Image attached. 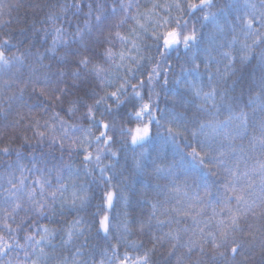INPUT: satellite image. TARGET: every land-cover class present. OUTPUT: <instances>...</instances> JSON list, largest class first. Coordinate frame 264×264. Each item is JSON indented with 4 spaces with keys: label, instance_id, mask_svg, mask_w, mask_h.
Returning <instances> with one entry per match:
<instances>
[{
    "label": "trees",
    "instance_id": "16d2710c",
    "mask_svg": "<svg viewBox=\"0 0 264 264\" xmlns=\"http://www.w3.org/2000/svg\"><path fill=\"white\" fill-rule=\"evenodd\" d=\"M74 2L75 0H0V6H4V15L0 18V40L9 38L11 44L16 45L7 50L6 55L11 56L15 53L23 56L22 63H15L5 69H0V147L7 146L11 149V155L5 156L0 153V207H7L4 203L7 196L4 189L9 187V178L18 179L21 174L16 162V149L23 154L19 163L31 169V171L24 172L27 177L26 190L33 186L32 181L38 177L50 180L52 186L57 187V170H61L60 183L66 185L64 198L67 199L69 205L74 191L87 195V203L83 208L72 209L66 206L61 212L58 201L55 205L57 209L55 213L48 212L41 217L31 212L26 214L21 209L15 214L14 221L9 220L11 228L15 229L14 235L21 244H25L27 235L40 240L44 235V226L55 229V235L49 237L48 240L41 241V244L36 246L35 253L31 246L32 242H29V258L36 259L37 255H40L39 248L43 247L44 255L41 256L43 264H63L65 258H67V264H85V261L87 264H100L101 260L104 264H109V260L115 264L112 246L117 245V252L120 256H123L125 252L132 256L142 255L144 251L151 250V264H177L178 261L180 264H264V251L260 247L261 242H264V212L259 207L255 209V214L251 212L248 214L246 223H242L248 234L235 236V239L244 241L245 254L237 256L234 261L231 259L230 251L225 249H221L225 251V256L220 257L213 250L210 242L203 245V252H200L199 248L189 252L185 246L189 238H195L192 229L196 228V225L193 224L191 218L178 216L172 212L173 206L195 213L200 205L194 197L203 196L204 188L207 186L213 195L205 199L206 201L211 199L212 204H205L204 213L197 217L200 227H204L207 222L208 228L205 231L216 232L219 220L227 217L226 211L221 213V204L218 202L222 199L223 185L228 178V173L224 171L225 165L210 166V169L202 168L188 156L191 148L185 147V144L190 142L199 151V141L204 140L203 136L193 141L189 131L177 137L176 143L189 161L181 167L179 155H176V146L171 142H165L169 134L164 120H161L159 129L153 124L152 139L142 146H133L130 138L122 139L117 134L116 142L113 144V151L117 153V156L113 158L110 153H107L108 158L103 160V165L109 166L106 175L112 177L111 185L100 179L98 169L88 175L80 163L82 157L75 154L69 155L67 150L62 155L58 150V145L48 148L47 138L43 145L38 143L39 138L34 135L36 129L33 127V118L39 120L42 129L46 120L49 123L54 122V113H59L64 120L68 121V125L76 126L74 136L81 139L85 137L91 123L83 118L86 108H79L74 116H68L66 113L70 106L69 102L84 96L88 89L78 83L77 87L72 88L73 95L64 98L63 105L59 102L52 105L39 97L38 92L34 93L31 86L21 97L17 88L18 83L29 78H43L47 69L42 67L38 59L40 54L44 57L42 64L51 66L50 75L58 74L61 70L70 74L75 58L69 56L66 60L60 59L61 55L68 50L79 51L81 55L91 58L94 63L97 62L104 49L108 47L104 42V36L108 35L109 30L112 33L116 31L114 24L119 17L114 19L110 26L104 28L102 36L100 30L96 28L95 15L97 4H102L106 10L105 14H108L111 12L112 5L118 4L119 0H82L83 6L80 10L69 7L67 12L61 16L60 5H72ZM123 2L127 4L129 0H123ZM131 2L138 3L140 12L146 13L153 3L163 5L172 3L173 0H131ZM89 3L93 6L90 19L93 28L91 33L85 27V21L89 20L87 16ZM214 4L215 7L211 11L218 13L216 24L209 23L202 27L204 24L202 20L196 22L195 27L200 33L197 45L189 50H185L181 45L177 50L168 54L166 62H163L161 66L162 78L155 85L153 99L165 115L171 116L174 113L182 121L187 120L189 129L195 126L193 121L217 125L228 121L230 116L235 118L244 113L246 126L236 119L228 125V131L235 136L234 139L218 137L213 141V146L217 149L221 145L225 151L235 149L234 155L241 157L240 171L243 172L245 165L250 170L258 161H264V154L260 152L259 146L253 148L256 139L262 135V127H264V93H261V86L264 83V63L259 60L264 48L254 47L250 59H241L244 52L243 45L252 44L251 38H246L244 34L245 20L253 13L259 17L264 12V8H261L260 0H256L254 4L252 0H214ZM253 5L255 8L252 7ZM155 11L163 15L162 8ZM53 13L61 16L55 24L48 19ZM135 13L136 9L133 8L131 14L135 15ZM176 15L178 13L173 11L172 16ZM201 15L197 13V16ZM184 19L190 18L185 16ZM9 20L10 23H5ZM142 22L151 30L152 21ZM61 26L67 30L65 38L68 40V47L58 45L57 52L53 54L47 49L52 46L53 29ZM189 26H192L191 20ZM77 27L83 30V41L75 37ZM130 27L137 26L130 21L119 30L122 35L128 36ZM253 27H258V25L254 24ZM45 29L47 35H45ZM261 30L264 31V29ZM145 37L140 54L153 57L154 63L160 61L162 58L150 39V31L145 34ZM110 38L114 41L112 47L117 53L121 50L128 51L127 48H121L114 34ZM225 52L231 54V59L223 55ZM131 54L136 55L134 51ZM193 57L195 63H193ZM143 63L147 68L142 71H150L151 66H154V63L148 65L147 59ZM195 64H199V75L191 71ZM165 71L168 79L167 88L163 87ZM209 75L212 76L211 81H209ZM137 76L138 79L147 80L146 75L141 77L138 73ZM138 79L134 82H138ZM65 81L69 85L72 84L68 77ZM91 86L97 87L95 81ZM213 88L215 89L214 101H206L202 99V96L197 97L195 94L197 89L203 95V93L212 91ZM144 91L146 94L147 89ZM10 96H14L15 99L10 100ZM87 102L92 103L93 101L88 99ZM21 115L23 119L20 118ZM160 115L157 113L158 118ZM56 127L57 135H59L58 122H56ZM127 127L134 128L135 124L127 125ZM237 131L239 135H235ZM69 134L73 135L71 127ZM92 134L98 135L99 133L93 128ZM23 136L29 138V144H23ZM218 154V152L214 153V155ZM33 156L35 157V168L32 163ZM137 161L140 162V167H137ZM9 164L12 165L11 168L8 167ZM172 164L176 165L175 183L181 189L180 203H176L175 199L165 202L166 195L175 197L176 193L157 194V186L163 188L172 182L173 177L163 178L167 176V173L158 174L156 168L157 166L167 168ZM67 165H71V171L66 167ZM227 166L233 167L234 162L229 161ZM40 169L43 172L39 171ZM210 173H215V175ZM185 182L187 187H185ZM109 190L115 193L111 209L107 208L104 199L105 193ZM185 191L188 192V198H183ZM37 192H39L38 188ZM59 195L57 193L58 197ZM153 203L158 205L157 216L162 220H170L171 223L161 226L157 225L155 219L148 221ZM189 205H194V207L189 208ZM25 207L28 205L25 204ZM213 207L220 215L210 220L209 218L213 216ZM165 208L169 211L162 214ZM105 213L109 215L111 225L107 238L103 232L97 230L98 221ZM2 216L3 213H0V218ZM77 220H80L81 224L75 225ZM142 222L144 227L141 231ZM125 226L130 231L126 232ZM185 228L189 231H184ZM69 231L74 235L70 243H65ZM169 231H174L181 238L175 249L172 248L174 241L165 236V233ZM0 234L8 235L2 223H0ZM197 235H199L198 232ZM154 236L164 237V239L154 243ZM127 241H136L140 246L133 249ZM249 245H251L250 248ZM16 253H19V258L24 260L22 249H15L10 256H15Z\"/></svg>",
    "mask_w": 264,
    "mask_h": 264
},
{
    "label": "snow or ice",
    "instance_id": "6c2138e0",
    "mask_svg": "<svg viewBox=\"0 0 264 264\" xmlns=\"http://www.w3.org/2000/svg\"><path fill=\"white\" fill-rule=\"evenodd\" d=\"M261 8H264V0H260ZM82 0H75L72 5H60L61 16L64 15L69 7H75L77 10L82 8ZM89 11L87 16L89 20L85 21V27L88 32L93 31L90 19L92 17L93 6L91 3L87 5ZM215 7L214 0H173L172 3H165L160 5L158 3H153L151 8L146 13H141L138 3L133 4L131 0L127 4L123 0H119V3H114L111 7V12L105 14V8L102 4H97L96 7V28L100 30L101 35H104V28L110 26L112 21L119 17L114 24L116 31L112 33L109 30L107 36H104V42L107 43L106 47L102 53L101 58L97 62H93L91 58L86 55H81L79 51L68 50L63 55H61V60H66L67 57L71 56L74 59V63L71 65L72 71L70 74L63 70L59 71L58 74L51 73L50 65H43L42 61L44 59L43 55L38 56L42 67L47 69L46 74L41 79L40 77L29 78L25 81H20L17 85L20 96L24 95L25 90L31 86L34 93L39 94V97L43 98L44 101H48L52 105L59 102L61 105L64 103V98L73 95L72 88L77 87L78 83L83 85L87 91H85L84 96L79 99L70 101L69 108L67 110L68 116H74L79 108H86V112L83 114V118L89 120L90 126L85 134V137L81 139L78 136H74L76 131V126L68 125V121L64 120L59 113L53 114V123H49L47 120L44 123L43 128H40L39 120L34 119L35 132L34 135L38 137V143L43 145L45 138L48 140L47 147L53 148L58 145V150L63 155L65 150H67L69 155L75 154L76 156L82 157L80 163L83 165V169L88 175H91L96 169L99 170L100 179L105 183L111 185L112 177L107 176L106 172L108 165H103V160L107 153L111 154V157H116L117 153L113 151V144L116 142L117 134L120 135L122 139H129L131 145L142 146L144 143L152 139V126L155 124L158 129L161 126V120H164L167 124L168 137L165 138V142H171L176 146V155H179V164L181 167L184 164L189 163L186 157L179 149V145L176 143L177 137L184 135L186 132L190 131L193 141H196L198 137L203 136L204 140L199 141V151L197 147L193 146L192 143H186L185 147L191 148L188 156L191 157L192 161H195L202 168H209L210 166H220L225 165L224 171L228 173L227 182L223 185L224 194L222 199L218 202L221 204V213L227 212V217L221 218L216 225V232L211 230L205 231L208 228V223L204 224V227H200V221L197 219L205 211V204L211 205L212 200L205 198L212 197L213 193L211 189L207 186L204 188V195H197L194 200L200 205L199 210L193 213L192 211L185 209H177L172 207L171 211L175 212L178 216L183 215L185 217L191 218L196 228L192 229L193 237L189 238L188 243L185 245L189 252L194 249L199 248L200 252L204 251L203 245L206 243H211L213 250L220 256H225L226 251H230L231 259L234 261L237 256L245 254V244L243 240L235 239L237 234L247 235L245 228L242 223H246V218L251 212L255 214V209L259 207L262 212H264V161H258L255 166L250 170L245 165V170L240 171V160L241 157L234 155L235 149L232 148L228 151L223 150L222 145L219 149L213 146V141L215 138L223 137L224 139H234L235 136L231 135L228 131V125L233 121V119L240 120L241 124L246 126V116L241 113L238 117H229L228 121L221 122L217 125L205 124L199 121H193L195 126L191 129L188 128V121L181 120L180 117L176 116L174 113L171 116L164 114L158 106V103L153 99L155 94V85L162 78L161 66L163 62H166V57L168 54L177 50L181 45L185 50L194 48L200 38V33L195 27L196 22L202 20L204 24H216L218 13L211 11ZM255 8V5L252 6ZM135 8V15L131 14V10ZM163 9V15L156 12V9ZM178 13L176 16H172V12ZM197 13L202 14L197 16ZM4 15V6H0V18ZM61 16H57L55 13L49 15L48 19L53 24L56 20H59ZM188 16L190 19H184ZM195 18V19H192ZM191 20V27L190 25ZM133 22L137 27H130V33L128 36L122 35V26ZM142 21H152L151 30ZM11 21H5V23H10ZM257 24L258 27H253ZM245 37L251 38L252 44L245 43L243 45L244 52L241 56L242 60H247L251 58V53L254 47L264 48V12L261 13L259 17H256L253 13L249 18L245 20ZM54 35L52 38V46L47 49V51L55 54L57 52V46L63 45L65 48L68 47V40L65 38L67 35V30L64 27H55L53 29ZM150 31V39L156 46V50L162 58L160 61H153V57H145L141 55L142 52V42L146 38L145 34ZM114 34L115 38L119 40L121 48H127L128 51L123 50L118 53L114 50L112 45L114 41L110 38ZM45 35H47V30L45 29ZM75 37L83 41V30L77 27L75 32ZM99 40V37L97 38ZM235 40V38H233ZM130 45V47H129ZM16 45H12L9 38H4L0 40V69H5L15 63H22L23 56L16 55L13 53L11 56L6 55V51ZM136 55H132V52ZM225 57L231 59V54L225 52L223 54ZM147 59L148 65H153L150 71H142L146 69L147 66L143 61ZM259 60L264 63V51L260 53ZM193 63H195L193 57ZM207 68L208 65L206 64ZM199 69V64H195V67L191 70L197 75ZM170 70V68H169ZM141 77H147V80L138 79L137 74ZM71 79L72 84L66 83L65 78ZM138 82H134L137 81ZM212 76L209 75V81H211ZM95 81L97 87H92V82ZM7 83V81L5 82ZM179 83V81H177ZM63 84V87L61 85ZM22 85V86H21ZM168 79L166 71L163 75V87L167 88ZM195 87V86H193ZM98 89V90H97ZM145 89L147 93L145 94ZM261 93H264V83L261 86ZM196 96L201 97L206 101H214L215 99V89L212 91L201 94L200 90H196ZM87 97V99H85ZM9 99H15L14 96H10ZM88 99L92 100V103H88ZM103 109V110H101ZM130 109V111L128 110ZM123 110V111H122ZM157 113L161 115L157 116ZM23 119V116L20 117ZM56 122L59 124V132L57 135ZM19 123V121H17ZM135 124V127H127V125ZM73 129V135L69 134V128ZM238 127H240L238 125ZM95 128L99 133L98 135L92 134V129ZM239 131L235 135H239ZM23 144H29V138L23 136ZM259 146V150L264 154V127H262V135L256 139V143L253 144V148ZM23 146V145H22ZM218 152V155H214ZM0 153L5 156L11 155V149L7 146L0 147ZM22 152L16 149V162L20 169V177L9 178V187L4 189L7 193L4 203L7 207H0V213H3L2 218H0V223L3 224V228L7 230L8 235L0 234V264H43L41 256L44 255L43 247L39 248L40 255H37L36 259H30V253L28 252L29 242H32L33 253L36 251V246L41 244V241L48 240L49 237L55 235V229H49L48 227H43L44 235L41 236L40 240H35L32 235H27L25 237V244H21L15 237V229L11 228L9 220H15V214L19 210L23 209L25 213H34L37 216H44L46 213H55L57 211L55 205L59 201L60 210L63 212L64 208L67 206L69 208L75 209L77 207L83 208L87 203V195L77 192H73L71 204L69 205L67 199L64 198V191L66 190V185L60 183L61 170H57V181L58 186L53 187L51 181L44 178H37L32 181L31 187L27 188L25 181L27 177L24 175L25 171H31L27 169L24 164L19 163L22 158ZM224 157V159H221ZM229 161L234 162L233 167H228ZM33 168L36 167L35 157H32ZM94 167H91L93 166ZM9 168L12 167L11 164L8 165ZM69 171H71V165L66 166ZM137 167H140V162L137 161ZM175 164L169 165L167 168L157 166L156 172L167 173V176L163 177L167 179L168 177H173L172 182L161 188L157 186V194L161 193H176L175 197L165 196V202L169 199H175L176 203H180L181 197L179 193L181 191L180 187L175 183ZM39 171L43 172L42 169ZM215 175V173H210ZM258 181V182H257ZM185 187L187 184L185 182ZM37 188L39 192H37ZM47 193V194H46ZM59 193V197L57 196ZM115 193L111 190L105 193V203L107 208L111 209L113 207ZM183 198H188V192L185 191ZM79 202V203H78ZM25 204L28 207H25ZM152 212L148 217V221L151 222L155 219L157 225H164L166 223H171L170 220H162L157 216L158 205L153 203L151 205ZM194 207V205H189V208ZM169 210L164 209L162 214H166ZM213 216L209 219H214L215 216L220 215L216 212L215 207L212 209ZM179 223V221H177ZM81 224L80 220L75 221V225ZM110 220L109 215L105 213L98 221V232H103L104 236L107 238L110 234ZM144 223H141V231L143 230ZM125 231L128 232L130 229L125 226ZM184 231H189L185 228ZM197 232L199 235H197ZM81 234L82 231H81ZM73 232L69 231L67 236L68 239L65 243H70L73 238ZM165 236L169 237L174 243H172V248L175 249L180 243V236L174 231H169L165 233ZM210 238V239H209ZM164 237H153V241L161 242ZM50 243V240L48 241ZM133 249L138 248L140 245L136 241H127ZM251 245H249V248ZM261 250L264 251V242H261ZM15 249H22L24 251V260L19 258V253L15 256H10ZM151 250L144 251L142 255L132 256L127 252L123 256H120L117 252V245L112 246V256L115 257V264H151L150 261ZM7 259H4V258ZM63 264H67V258H65ZM85 264L87 262L85 261ZM100 264H104L101 260ZM109 264H113L109 260ZM177 264H180L178 261Z\"/></svg>",
    "mask_w": 264,
    "mask_h": 264
},
{
    "label": "rangeland",
    "instance_id": "374dc122",
    "mask_svg": "<svg viewBox=\"0 0 264 264\" xmlns=\"http://www.w3.org/2000/svg\"><path fill=\"white\" fill-rule=\"evenodd\" d=\"M255 1H256V0H252V3L254 4Z\"/></svg>",
    "mask_w": 264,
    "mask_h": 264
}]
</instances>
